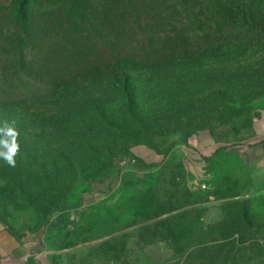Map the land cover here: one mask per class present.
I'll return each instance as SVG.
<instances>
[{
	"label": "rangeland",
	"instance_id": "rangeland-1",
	"mask_svg": "<svg viewBox=\"0 0 264 264\" xmlns=\"http://www.w3.org/2000/svg\"><path fill=\"white\" fill-rule=\"evenodd\" d=\"M139 1L0 0V55L24 43V16L38 49L9 78L56 87L0 105L20 145L15 167L0 159V224L49 264H264V38L214 34L210 0H171L124 30L117 14ZM220 1L237 22L264 13V0ZM57 36L87 44L93 66Z\"/></svg>",
	"mask_w": 264,
	"mask_h": 264
},
{
	"label": "trees",
	"instance_id": "trees-1",
	"mask_svg": "<svg viewBox=\"0 0 264 264\" xmlns=\"http://www.w3.org/2000/svg\"><path fill=\"white\" fill-rule=\"evenodd\" d=\"M170 1L171 0H140L139 6L135 8L134 11L132 10L133 13L131 9L127 10L131 20L128 19V16L125 17L124 14H117V16L126 18L122 25L124 30H126L128 26L132 29L134 27V21H132V18H136L137 15L141 17L144 13L160 15L162 12V6ZM210 2L213 6L214 12H216L214 27L213 29H210L214 34L221 35L224 40L238 41L240 43H243L244 41H247L245 43H251L255 39L261 41L264 38V13L260 9L253 11V13L249 14L248 18H246L245 12H241L245 15V18L237 22V15L240 12H237L235 8L223 5L220 0H210ZM40 18L41 21L46 24L55 23L60 19L58 12L54 10L41 13ZM16 21L15 29L22 35L20 36L23 38L24 43L21 42V45L17 48L8 47L6 48V51L0 55V105L5 106H15L32 99L48 97L53 95L56 91V87L53 85L55 78L53 76L49 77L47 73H44L40 78H36L34 75L31 76L24 72H16L13 79L9 78L12 62H30V64H34L38 57V54H36L38 49L35 36L32 35L31 30L28 29L34 27V19L29 16H24V19H17ZM135 21L137 20L135 19ZM4 29L5 28L3 27L0 28V38L2 36L4 37ZM136 31H134L133 34L139 35L143 42L144 35L138 34V31L141 30L138 29ZM171 31H175L173 26L170 32L166 34V43L176 41L173 35H171ZM140 33H142V31ZM175 35L180 36L179 33H176ZM255 35L256 37H254ZM57 39L56 44L75 55L74 61H76L75 64L77 67L93 66L94 62H91V58L84 54V49L86 48L83 47L87 44L80 43L68 46L67 38L57 36ZM92 40L98 53H100V56H110L109 46L105 40L98 37H95ZM198 47L201 48V44L198 45ZM210 47V44L206 45V48ZM164 155L167 157L169 152L164 153Z\"/></svg>",
	"mask_w": 264,
	"mask_h": 264
},
{
	"label": "crops",
	"instance_id": "crops-1",
	"mask_svg": "<svg viewBox=\"0 0 264 264\" xmlns=\"http://www.w3.org/2000/svg\"><path fill=\"white\" fill-rule=\"evenodd\" d=\"M29 244L18 241L0 224V264H49L43 253L32 252Z\"/></svg>",
	"mask_w": 264,
	"mask_h": 264
},
{
	"label": "clouds",
	"instance_id": "clouds-1",
	"mask_svg": "<svg viewBox=\"0 0 264 264\" xmlns=\"http://www.w3.org/2000/svg\"><path fill=\"white\" fill-rule=\"evenodd\" d=\"M19 131L15 127V121L9 123L4 120L0 123V159L10 167H15V157L19 153Z\"/></svg>",
	"mask_w": 264,
	"mask_h": 264
}]
</instances>
